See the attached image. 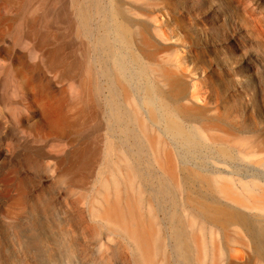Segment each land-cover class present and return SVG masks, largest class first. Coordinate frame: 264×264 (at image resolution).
Listing matches in <instances>:
<instances>
[{
	"label": "bare ground",
	"instance_id": "obj_1",
	"mask_svg": "<svg viewBox=\"0 0 264 264\" xmlns=\"http://www.w3.org/2000/svg\"><path fill=\"white\" fill-rule=\"evenodd\" d=\"M221 4L198 9L240 93L256 79L252 54L264 65V31L230 15L228 27ZM170 9V0H0V154L21 164L0 176L15 191L0 208L12 234L0 264H263L261 180L209 169L205 187L185 174L184 123L259 171L264 160L229 132V106L197 104L194 33ZM185 178L204 193L193 196Z\"/></svg>",
	"mask_w": 264,
	"mask_h": 264
},
{
	"label": "rangeland",
	"instance_id": "obj_2",
	"mask_svg": "<svg viewBox=\"0 0 264 264\" xmlns=\"http://www.w3.org/2000/svg\"><path fill=\"white\" fill-rule=\"evenodd\" d=\"M187 0H170L171 2V18L175 22L179 20L194 33L190 49L197 58V65L195 67L196 77L200 81V97L197 104L203 106H217L218 110L223 113L224 108H228V126L229 132L234 136H239L245 139L247 151L256 158L264 160V65L262 60L253 59L251 57L249 64L255 67L257 71L256 79H247L241 86V92L236 93L233 90V69L234 67H226L220 59V47L217 41L210 40L208 36V27L202 12L198 8L201 5H207L212 1H219L222 3L220 8L221 20L230 27L231 22L228 16L239 18V22L249 30L258 32L259 29L264 31V0H195L198 8H193ZM240 4H239V2ZM186 3V4H185ZM242 4L248 3L249 7L261 14V21L246 16L242 10ZM241 5V6H240ZM228 22H227V20ZM20 20H17L15 25H19ZM229 23V24H228ZM244 43L249 46L262 48L261 41H251L248 38H242ZM223 46V45H222ZM230 47L223 48L227 54ZM194 68V67H193ZM209 86L214 89L212 93L217 98L209 100ZM225 120V118H223ZM227 119V118H226ZM227 121V120H226ZM225 122V121H224ZM226 124V123H224ZM226 126V125H225ZM185 144L183 146V164L185 174L193 181L206 187L205 179L208 178L210 170L224 169V176L228 178H235L242 181L245 180H261L264 185V170H257L252 165L241 160L243 156L236 155L233 146L229 147H209L203 143L196 130H192L186 123L182 125ZM83 138L87 134L82 135ZM0 154V176L8 169H14L21 174V164L19 158H7L5 161V154ZM238 154V153H237ZM27 155L22 153L20 159L24 160ZM245 157V156H244ZM22 162V161H21ZM185 178V188L190 189L193 196H199V187L192 181ZM204 193V189L200 190ZM15 191L8 180L0 181V208L1 210L7 208ZM204 195V194H203ZM12 238V234L6 230L4 224L0 219V240L4 243ZM264 252V244L261 245ZM264 264V260H261Z\"/></svg>",
	"mask_w": 264,
	"mask_h": 264
}]
</instances>
